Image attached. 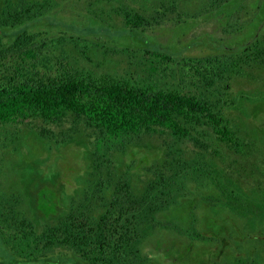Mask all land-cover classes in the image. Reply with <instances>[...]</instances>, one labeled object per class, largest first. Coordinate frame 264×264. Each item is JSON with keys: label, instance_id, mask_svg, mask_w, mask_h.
I'll use <instances>...</instances> for the list:
<instances>
[{"label": "rangeland", "instance_id": "rangeland-1", "mask_svg": "<svg viewBox=\"0 0 264 264\" xmlns=\"http://www.w3.org/2000/svg\"><path fill=\"white\" fill-rule=\"evenodd\" d=\"M36 1L44 4V0ZM48 1L50 9L44 18L66 25L32 28V33L41 36L30 48L34 55L4 61L0 67L3 82L20 67L19 75L26 79H46L74 69L142 83L150 79V68L156 65L144 54L147 50L181 58L218 55L253 41L262 33L256 27H264V0H231L234 6L227 10L228 16L207 12L211 0H170L173 7L163 23L143 33V46L139 36L109 39L105 35L119 36L126 29L122 9L148 17L164 0ZM241 6L246 12L234 16L236 23L240 18L244 24L237 33L229 16ZM3 10L0 0V28L5 29ZM155 78L164 88L197 90L213 101L221 93V112L243 138L254 142L256 152L252 147L242 156L212 140L181 144L156 134L115 152L113 166L107 170L101 165L103 159L94 155L91 130L78 120L68 117L61 124L32 120L6 125L0 129V212L5 213L2 205L12 209L40 234L71 212L98 217L109 199L108 183L115 184L125 173L133 194L139 196L154 180L156 170L178 160L180 166L191 165L200 158L225 174L245 202L232 208L224 204L211 182L187 181L184 195L155 217L158 226L145 230L137 246L141 264H264V166L256 168L264 158V69H244L225 83H216V93L214 88L205 90L203 84L194 87L186 79L181 81L175 70ZM43 192L49 193L55 212H41ZM251 210L262 211L261 218L247 215ZM193 233L206 236V241L195 240Z\"/></svg>", "mask_w": 264, "mask_h": 264}, {"label": "trees", "instance_id": "trees-1", "mask_svg": "<svg viewBox=\"0 0 264 264\" xmlns=\"http://www.w3.org/2000/svg\"><path fill=\"white\" fill-rule=\"evenodd\" d=\"M231 2L211 0L206 11L225 14L233 8ZM3 3L1 21L6 28H0V67L11 57L34 55L30 48L36 46L41 37L39 32L30 31L35 26L66 25L61 22L53 24L44 18L50 9L48 0H44V4L36 0H3ZM160 3L148 17L122 9L126 29L119 36L101 34L109 39L139 36L145 46L143 33L162 24L173 7L170 0ZM243 11L246 12L245 6L232 11L229 16L237 33L244 24L240 18L236 23L234 16ZM94 25L100 26L99 23ZM256 28L262 33L257 32L253 41L234 51H221L218 55L181 58L147 50L144 54L151 57L152 65H156L150 68V79L142 83L110 76L96 77L74 69L63 70L46 79H26L19 75L21 68L17 67L9 80L3 82L0 79V129L32 120L46 124H61L68 117L78 120L91 130L94 155L103 159L101 165L107 170L113 166L115 152L156 134L166 135L181 144L212 140L244 156L255 144L243 138L221 112V93L213 101L197 90L164 88L155 77L159 74L165 77L167 71L175 70L181 81L186 79L194 87L203 84L209 91L216 83H225L230 76L238 75L244 69L263 70L264 27ZM216 92L218 89L214 88L213 93ZM253 151L256 152L254 147ZM202 160L197 158L191 165L182 166L178 160L164 170H156L154 180L139 196L133 194L130 177L125 173L116 181L113 179L115 184L108 183L109 199L98 217L91 218L80 211L71 212L57 224L45 226L40 234L36 233L32 222L2 205L5 213L0 212V264H141L137 246L145 230L158 226L155 217L184 195L187 181L211 182L224 204L232 208L245 202L230 187L225 174ZM263 166L264 158H261L256 168L260 170ZM101 184L107 188L103 182ZM41 197V212H55L49 193L43 192ZM261 213L251 210L247 215L261 218ZM191 237L199 241L207 239L194 233Z\"/></svg>", "mask_w": 264, "mask_h": 264}]
</instances>
